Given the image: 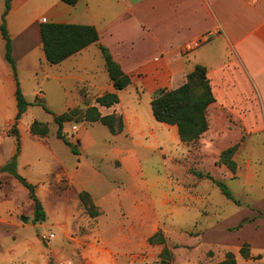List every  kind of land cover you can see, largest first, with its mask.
I'll list each match as a JSON object with an SVG mask.
<instances>
[{"label":"rangeland","instance_id":"1","mask_svg":"<svg viewBox=\"0 0 264 264\" xmlns=\"http://www.w3.org/2000/svg\"><path fill=\"white\" fill-rule=\"evenodd\" d=\"M30 35L32 48L28 56L23 57V42L17 40L18 51L14 57L16 84L19 83L30 103L16 125L21 146L17 172L36 185L47 218L33 222L34 201L28 190L11 174H0V264H162L161 253L165 247L172 252L169 264H214L223 260L228 251H233L240 262V244L235 245L240 235L234 233L239 227H233V220H240V211L246 208L240 207V201L247 205L262 200L264 190L229 176L231 170L220 161L221 151L239 142L240 134L244 133L236 115L208 111L209 124H213L209 129L223 137L213 150L202 149L200 138L204 134L191 142L182 141L179 135L174 138L165 130V124L155 119L150 96L145 94L139 104L142 123L148 130L158 127L160 137L148 133L124 138L112 135L100 122H66L63 133L79 150L75 154L57 136L54 115L74 105L83 108L91 105L98 92L86 82L47 76L49 63L43 47L37 45L36 27L31 28ZM89 58L98 71L95 84L108 83L102 52L91 50ZM5 62L11 70L6 57ZM186 79L187 76L183 83ZM132 92L135 91L131 87L123 94L126 105H133L138 99H134ZM222 117L230 124L224 125ZM1 119L0 133L11 136L4 144L3 151L7 154L16 146L11 131L15 120L6 126ZM34 120L48 125L46 137L31 132ZM216 124L222 125L221 128ZM114 147L132 151L130 162L114 158ZM80 155L95 162V168L103 173L101 183L89 172L81 180L98 191L100 205L92 198L100 210L95 217L87 212L80 199V192L85 189L78 191L69 176ZM195 170L223 182L235 200L207 177L196 187L199 191L207 190L210 200H194L188 209H179L172 200H177L179 192L182 190L185 194L183 189L192 185L188 174H194ZM260 213L262 217L264 213ZM147 215L145 226L142 220ZM22 216L29 219L24 221ZM221 219H228L226 229L236 230L223 240L214 238L215 234L204 237L203 232L217 226L216 222ZM156 228L163 232L165 243L149 242ZM261 254L264 257V249Z\"/></svg>","mask_w":264,"mask_h":264},{"label":"crops","instance_id":"2","mask_svg":"<svg viewBox=\"0 0 264 264\" xmlns=\"http://www.w3.org/2000/svg\"><path fill=\"white\" fill-rule=\"evenodd\" d=\"M5 9L6 0H0V119L3 117L1 120L8 126L15 120L18 106L16 79L5 62V39L1 31ZM6 20L13 39L14 57L18 51L17 40L23 42V57L30 53V30L33 27H36L39 35L37 45L43 47L40 32L42 22L95 26L100 34L99 43L90 44L58 64H51L46 60L49 63L46 66L47 76L57 80L86 82L94 86L98 93L91 105H97L103 115L123 114L124 130L119 134H111L124 138L145 136L148 133L155 138L160 137L158 127L148 130L142 123L139 104L143 95L150 96L151 102L159 88H177L197 64L207 66L216 97L208 111L222 115L235 114L244 128V133L240 134V146L234 155L237 171H231L229 176L240 178L244 184L264 190V0H78L74 5L62 0H12ZM100 44L109 48L114 59L132 78V83L127 88L117 91L120 101L111 107L96 102L97 97L104 93L116 91L110 77L108 83L95 84L99 79L98 71L89 54L91 50L101 51ZM131 87L135 91L132 92L134 99H138L133 105H126L123 94ZM74 107L78 106L71 108ZM227 121L222 117L224 125L230 124ZM164 124L165 130L174 138L178 135L180 137L177 125ZM216 126L221 128L222 125ZM9 137L11 136L8 134L5 137L0 133V174H10L2 172L1 168L16 152L15 144L7 154L3 151L5 140ZM222 137V134L208 129L200 138L203 140L202 149L213 150ZM131 152L120 147L113 149L114 158L119 157L121 162L122 159L130 162ZM20 159L21 151L17 166ZM89 161L80 155L69 176L78 191L87 190L100 205L96 188L81 181L86 177V172L92 173L98 182L103 181L102 171L95 168V162ZM195 172L188 174L192 185L183 189L185 194L181 190L177 200H172L179 209H188L194 200H210L207 190L199 191L196 187L207 177H198ZM244 206L246 208L245 211L241 210L242 213L240 211V220H233V227L238 226L242 220H253L237 230H230L226 229L228 219H221L216 222L217 226L203 232L204 237L215 234L214 238L223 240L228 233L236 230L234 233L240 235V238L238 237L235 245L240 244L241 248L247 242L251 247V256L245 258L240 253L238 264H264L263 256L260 259L254 258L264 249V214L260 216V211L264 213V198L247 205L240 201V207ZM147 218L148 215L144 216L142 225H148ZM154 225L156 227L157 224ZM256 241L259 242L258 245Z\"/></svg>","mask_w":264,"mask_h":264},{"label":"trees","instance_id":"3","mask_svg":"<svg viewBox=\"0 0 264 264\" xmlns=\"http://www.w3.org/2000/svg\"><path fill=\"white\" fill-rule=\"evenodd\" d=\"M68 4H76L78 0H62ZM12 0H6V9L2 16L1 31L5 39V57L12 67L15 78L17 79V63L13 56V42L7 26V14L11 8ZM43 49L46 59L51 64H58L71 55L81 51L92 43H99L100 34L98 29L93 25L76 24V23H58L42 22L40 24ZM105 65L116 91L107 92L97 97L96 102L100 105L111 107L119 103L120 98L117 91L127 88L132 83L131 76L126 73L121 65L114 59L109 48L100 44ZM16 100L18 112L11 128L16 137V152L6 164L1 168L2 172H8L15 176L29 191L30 198L34 201L33 222H41L47 218L42 201L36 193V185L29 182L25 177L17 172L18 156L21 150L19 130L16 125L21 116L27 111L30 103L21 91L17 82ZM216 101L213 93L212 84L208 76V68L205 65L197 64L195 68L188 73L187 79L179 87L174 89L159 88L151 101L154 117L161 122L171 125H177L180 138L184 142L198 140L208 129V109ZM46 107V106H45ZM47 110H49L46 107ZM54 121L58 124L57 136L71 147L75 154H79L77 147L63 133L66 122H101L106 125L112 134H119L124 130L123 114L111 113L103 115L97 105L83 107H74L69 110L54 115ZM31 132L39 137H46L49 133L48 125L42 121L34 120L31 124ZM240 142H237L224 149L220 154V161L225 164L234 173L237 171V162L234 154L238 150ZM198 177H208L212 179L223 193L234 199L232 192L221 181L213 178L210 174L201 171L195 172ZM80 199L87 212L92 216L100 214L99 208L95 205L91 194L88 191L80 192ZM238 202V201H237ZM23 220L29 219L22 216ZM253 219L243 220L238 227L243 226L246 222ZM166 238L161 230L157 231L149 238L150 243H165ZM240 253L245 258L251 256L250 244L245 242ZM162 264H169L172 258V252L165 247L162 251ZM255 259L262 258L258 254ZM214 264H238L237 258L233 251H228L226 257Z\"/></svg>","mask_w":264,"mask_h":264},{"label":"built area","instance_id":"4","mask_svg":"<svg viewBox=\"0 0 264 264\" xmlns=\"http://www.w3.org/2000/svg\"><path fill=\"white\" fill-rule=\"evenodd\" d=\"M198 42H196V44H197Z\"/></svg>","mask_w":264,"mask_h":264}]
</instances>
